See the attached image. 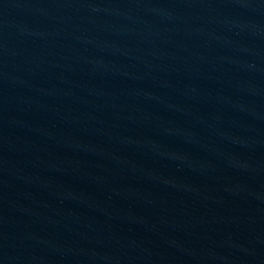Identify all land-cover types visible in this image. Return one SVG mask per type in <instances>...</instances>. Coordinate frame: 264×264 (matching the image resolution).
Returning a JSON list of instances; mask_svg holds the SVG:
<instances>
[{"label": "water", "instance_id": "obj_1", "mask_svg": "<svg viewBox=\"0 0 264 264\" xmlns=\"http://www.w3.org/2000/svg\"><path fill=\"white\" fill-rule=\"evenodd\" d=\"M106 0H0V187L37 132Z\"/></svg>", "mask_w": 264, "mask_h": 264}]
</instances>
